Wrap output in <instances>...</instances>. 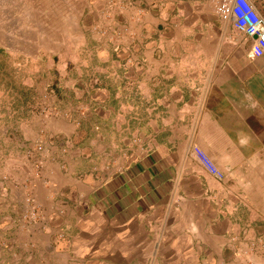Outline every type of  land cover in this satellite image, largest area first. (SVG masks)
Masks as SVG:
<instances>
[{
  "label": "crops",
  "instance_id": "crops-1",
  "mask_svg": "<svg viewBox=\"0 0 264 264\" xmlns=\"http://www.w3.org/2000/svg\"><path fill=\"white\" fill-rule=\"evenodd\" d=\"M251 42L211 0H0V54L49 79L6 112L0 264H264Z\"/></svg>",
  "mask_w": 264,
  "mask_h": 264
},
{
  "label": "built area",
  "instance_id": "built-area-1",
  "mask_svg": "<svg viewBox=\"0 0 264 264\" xmlns=\"http://www.w3.org/2000/svg\"><path fill=\"white\" fill-rule=\"evenodd\" d=\"M211 2L216 14L222 21L230 22L241 36L252 41L249 52L250 58L261 57L264 54V20L249 0H211ZM192 151L196 160L208 173L217 179L222 178L221 173L202 150L194 147ZM30 201L27 199L30 204L29 216L31 219H35L37 209Z\"/></svg>",
  "mask_w": 264,
  "mask_h": 264
},
{
  "label": "rangeland",
  "instance_id": "rangeland-1",
  "mask_svg": "<svg viewBox=\"0 0 264 264\" xmlns=\"http://www.w3.org/2000/svg\"><path fill=\"white\" fill-rule=\"evenodd\" d=\"M17 64L19 63L15 61L11 63L8 62V60L5 61L4 56L0 54V179L3 177L2 175L4 174L5 167L9 164L8 155L10 153H17L20 148L19 142L9 140L5 133L7 127L5 124L7 109L10 108L12 102L20 101L19 99H24L25 102H31L38 96L34 90H22L25 83L33 80L28 77V73L32 68L27 65L23 70L20 64ZM44 71L42 77L33 80L39 87L42 86V82L47 84L49 80L47 76L48 70L45 67ZM8 90L11 92L7 93ZM27 199L29 201L31 200L30 198ZM30 202L35 206L32 200ZM26 203L30 208V204L27 200ZM29 213L30 209L26 213V218L34 220L30 218Z\"/></svg>",
  "mask_w": 264,
  "mask_h": 264
}]
</instances>
